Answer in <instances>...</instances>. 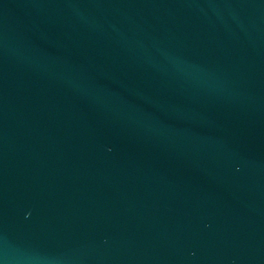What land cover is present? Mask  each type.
I'll return each mask as SVG.
<instances>
[{
	"label": "water",
	"instance_id": "water-1",
	"mask_svg": "<svg viewBox=\"0 0 264 264\" xmlns=\"http://www.w3.org/2000/svg\"><path fill=\"white\" fill-rule=\"evenodd\" d=\"M0 264H264V0H0Z\"/></svg>",
	"mask_w": 264,
	"mask_h": 264
}]
</instances>
